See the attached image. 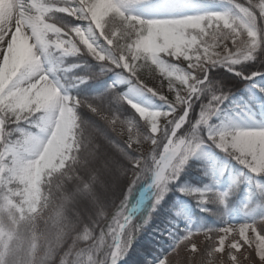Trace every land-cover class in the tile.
<instances>
[{
  "label": "clouds",
  "instance_id": "obj_1",
  "mask_svg": "<svg viewBox=\"0 0 264 264\" xmlns=\"http://www.w3.org/2000/svg\"><path fill=\"white\" fill-rule=\"evenodd\" d=\"M127 5H0V264H125L153 233L172 240L155 264H264V212L178 235L168 202L203 204L177 182L218 150L226 196L246 185V207L264 209V0Z\"/></svg>",
  "mask_w": 264,
  "mask_h": 264
},
{
  "label": "rangeland",
  "instance_id": "obj_2",
  "mask_svg": "<svg viewBox=\"0 0 264 264\" xmlns=\"http://www.w3.org/2000/svg\"><path fill=\"white\" fill-rule=\"evenodd\" d=\"M19 2L22 4L24 0H19ZM10 3V2H8ZM221 9V0H129V3L127 5V10L130 13L133 14H138L142 16H150V15H159V14H179V13H204V12H211V11H219ZM259 79V78H257ZM236 87H239V80L235 79L233 81ZM196 162H205V163H221L222 167H224V170L226 173H231L233 171V165L227 164L224 159L222 154L218 152V150L215 152V154H207L203 158H194L189 162V166L191 167L190 170L195 171L197 166ZM212 168V167H211ZM210 173L212 176L215 175V170L209 169ZM258 182L262 183L264 185V178H258ZM242 191L244 192V196L241 197L240 199V205H241V211L239 213L236 212H229L227 218H225L224 221H222V224L220 227L223 226L224 222H241L249 217L245 215V213L250 212L251 216H258L261 212H264V209H262L258 203H257V198L253 197V203L249 207H246V204H248V201L246 199V193L244 191L246 185H243ZM188 189H198V190H205V189H210L213 191L214 189H219L221 192H225L227 190V185L223 184V182L220 181H211L208 182L207 184H203L201 186H191L188 185L186 186ZM252 191H255V188L253 187ZM139 195V194H138ZM191 199V203H183V202H177V205L175 207V210L183 215L185 217V221L182 222L184 226H181L180 229H178V232H183L185 230H196L198 228L195 227L194 224V218H191V213L192 210L197 209L198 211H202L206 209L207 205L211 206L213 209H216V206L218 204H212V203H203L199 207L198 201H195L192 199L191 196H189ZM229 196L225 197V201L222 204V210L228 208V203L227 199ZM229 209H227L228 211ZM218 227V228H220ZM179 235V234H178ZM160 258V259H164ZM151 260V259H150ZM159 260V259H156ZM156 260H151L153 261V264H155Z\"/></svg>",
  "mask_w": 264,
  "mask_h": 264
},
{
  "label": "trees",
  "instance_id": "obj_3",
  "mask_svg": "<svg viewBox=\"0 0 264 264\" xmlns=\"http://www.w3.org/2000/svg\"><path fill=\"white\" fill-rule=\"evenodd\" d=\"M232 81H235L236 78H231ZM234 83V82H233ZM197 166L195 171L190 170L188 165L185 172L181 174L180 180L177 182L178 185H183L184 187L191 186H201L207 184L211 181H220L223 184H226L228 187L229 177L231 173H226L224 167L221 163H206L207 164V174L206 169L203 165L205 162H196ZM215 170V177L212 176L209 169L212 168ZM263 179V178H262ZM262 184V183H261ZM243 185L240 186V190L235 195H229L227 199L228 208L222 210V204H218L216 209H213L210 205L202 211L197 209L192 210L191 218H194L195 227L198 229L209 228L214 229L221 226L222 221L227 218L229 212L239 213L241 211L240 199L244 196L242 191ZM221 192L219 189H214L212 192ZM138 195V194H137ZM168 202L171 203L174 208L177 205V202L191 203L189 196L182 195L179 192H173L169 198ZM226 202V201H225ZM181 226H184L181 223ZM180 226V227H181ZM177 234L182 235L183 232H178ZM172 240L164 239L161 240L158 238V233H153L152 236L142 237L135 245L131 254L126 258L125 264H144V260H156L163 257H166L167 253L171 250Z\"/></svg>",
  "mask_w": 264,
  "mask_h": 264
},
{
  "label": "snow or ice",
  "instance_id": "obj_4",
  "mask_svg": "<svg viewBox=\"0 0 264 264\" xmlns=\"http://www.w3.org/2000/svg\"><path fill=\"white\" fill-rule=\"evenodd\" d=\"M125 6L129 3V0H124ZM195 21L198 22L199 19H202V17H197V18H193ZM184 191H190L193 194H196L197 196L201 197L200 201L201 203H206L207 202V197L208 195H210L212 193V191L210 189H205V190H198V189H184ZM218 200L220 201L221 204L224 203L225 201V197L227 195L226 192H215ZM220 243V241H218V244Z\"/></svg>",
  "mask_w": 264,
  "mask_h": 264
},
{
  "label": "bare ground",
  "instance_id": "obj_5",
  "mask_svg": "<svg viewBox=\"0 0 264 264\" xmlns=\"http://www.w3.org/2000/svg\"><path fill=\"white\" fill-rule=\"evenodd\" d=\"M5 2L13 3V0H0V5L4 4Z\"/></svg>",
  "mask_w": 264,
  "mask_h": 264
}]
</instances>
